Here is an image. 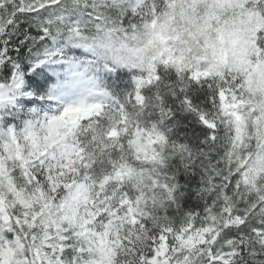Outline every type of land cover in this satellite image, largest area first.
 Here are the masks:
<instances>
[{"label":"snow or ice","instance_id":"obj_1","mask_svg":"<svg viewBox=\"0 0 264 264\" xmlns=\"http://www.w3.org/2000/svg\"><path fill=\"white\" fill-rule=\"evenodd\" d=\"M0 264H264V0H0Z\"/></svg>","mask_w":264,"mask_h":264}]
</instances>
